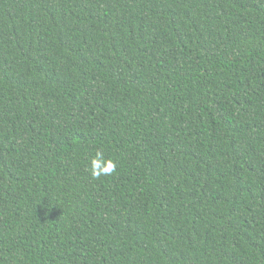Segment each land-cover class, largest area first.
Segmentation results:
<instances>
[{
  "label": "trees",
  "instance_id": "16d2710c",
  "mask_svg": "<svg viewBox=\"0 0 264 264\" xmlns=\"http://www.w3.org/2000/svg\"><path fill=\"white\" fill-rule=\"evenodd\" d=\"M0 264H264V0H0Z\"/></svg>",
  "mask_w": 264,
  "mask_h": 264
},
{
  "label": "clouds",
  "instance_id": "9594fccd",
  "mask_svg": "<svg viewBox=\"0 0 264 264\" xmlns=\"http://www.w3.org/2000/svg\"><path fill=\"white\" fill-rule=\"evenodd\" d=\"M116 169V163L111 160H105L100 152L91 160V175L93 177H100L101 175H110Z\"/></svg>",
  "mask_w": 264,
  "mask_h": 264
}]
</instances>
